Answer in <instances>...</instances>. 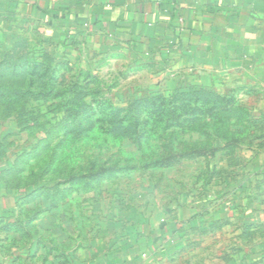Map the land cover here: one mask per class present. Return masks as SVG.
<instances>
[{"label": "rangeland", "instance_id": "obj_1", "mask_svg": "<svg viewBox=\"0 0 264 264\" xmlns=\"http://www.w3.org/2000/svg\"><path fill=\"white\" fill-rule=\"evenodd\" d=\"M177 71L0 14V182L16 199L0 214V264H62L123 248L137 226L156 232L186 211L203 227L209 201L215 214L222 178L252 151L239 126L251 116H186L176 127V91L240 106L225 70ZM238 234L233 225L187 237L156 264H264V228Z\"/></svg>", "mask_w": 264, "mask_h": 264}, {"label": "crops", "instance_id": "obj_2", "mask_svg": "<svg viewBox=\"0 0 264 264\" xmlns=\"http://www.w3.org/2000/svg\"><path fill=\"white\" fill-rule=\"evenodd\" d=\"M16 10L96 50L126 48L141 61L174 65L176 75L225 70L251 116L239 126L251 130L252 151L222 178L215 214L214 203L204 204L203 227L186 211L156 232L137 226L134 243L123 248L76 251L62 264H156L187 237L236 225L244 240L264 228V0H0V14ZM15 200L0 182V214Z\"/></svg>", "mask_w": 264, "mask_h": 264}, {"label": "trees", "instance_id": "obj_3", "mask_svg": "<svg viewBox=\"0 0 264 264\" xmlns=\"http://www.w3.org/2000/svg\"><path fill=\"white\" fill-rule=\"evenodd\" d=\"M173 110L174 114L176 112V115L173 116V121H175L173 123H176V127L184 122L186 116L195 117L204 114L216 118L223 117L222 119H238V121L247 117L246 111L242 107L234 106L230 99L227 100L209 91H176V108ZM222 123L217 122L216 126ZM218 127L224 129L228 134L230 133L226 128H223V124ZM116 169L118 168H114L112 172H116ZM4 171L2 168L0 169L1 173ZM100 178L99 176L95 181H99Z\"/></svg>", "mask_w": 264, "mask_h": 264}]
</instances>
